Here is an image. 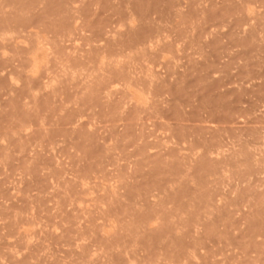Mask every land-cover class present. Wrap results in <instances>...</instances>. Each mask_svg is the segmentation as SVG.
<instances>
[{"label": "rangeland", "instance_id": "rangeland-1", "mask_svg": "<svg viewBox=\"0 0 264 264\" xmlns=\"http://www.w3.org/2000/svg\"><path fill=\"white\" fill-rule=\"evenodd\" d=\"M0 264H264V0H0Z\"/></svg>", "mask_w": 264, "mask_h": 264}]
</instances>
